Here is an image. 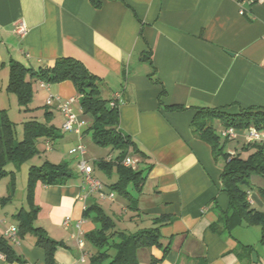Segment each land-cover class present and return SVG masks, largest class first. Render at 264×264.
Here are the masks:
<instances>
[{
  "label": "crops",
  "instance_id": "obj_1",
  "mask_svg": "<svg viewBox=\"0 0 264 264\" xmlns=\"http://www.w3.org/2000/svg\"><path fill=\"white\" fill-rule=\"evenodd\" d=\"M98 1L100 6L93 0H0V109L11 119L7 101L19 105L17 96L7 90L11 59L37 68L50 66L59 57H75L101 78L104 97L113 99L120 93V129L147 155L130 154L137 160L134 168H152L141 193L129 189L137 196L135 209L116 192L113 200L95 193L83 199L87 191L77 168L79 158L72 165L67 157L77 144H85L93 117L91 121L83 117L87 114L72 81L52 83L49 89L35 84L33 110L23 116L19 105L22 123L38 119L36 114L46 119L37 108L47 105L50 93L62 101L74 98L72 107L86 123L82 135L64 132L65 117L55 101L49 117L62 136L55 142H40L43 151L50 152L45 160L68 161L75 172L64 184L39 181L34 191V203L40 207L34 224L63 242L55 251L56 264H79L84 254L88 262L95 249L86 235L100 224L85 211L95 203L112 217L117 230L126 232L154 227L160 216L171 218L160 227L161 241L169 251L156 245L143 247L137 264H264L260 225H239L232 234L211 228L229 207L222 190L224 163L215 160L209 143L191 128L196 107H219L233 114L241 108L264 109V0ZM21 23L27 29L24 34L18 32ZM170 105L189 108L167 109ZM236 130L239 136L229 153L246 143L247 129ZM85 146L92 164L115 157L110 147H102L107 150L102 156L101 151L92 156ZM33 165L16 171L14 190L10 176L0 181L2 236L7 237L12 226L19 228L17 215L30 210L27 185ZM94 175L107 185L106 192L118 178L99 168ZM251 184L249 201L264 211V179L253 176ZM36 240L32 234L18 235L12 243L24 261L9 262L0 253V264H46V252Z\"/></svg>",
  "mask_w": 264,
  "mask_h": 264
},
{
  "label": "trees",
  "instance_id": "obj_2",
  "mask_svg": "<svg viewBox=\"0 0 264 264\" xmlns=\"http://www.w3.org/2000/svg\"><path fill=\"white\" fill-rule=\"evenodd\" d=\"M96 6L101 3L93 0ZM10 74L7 90L14 93L19 105L24 111H30L33 102L35 84L40 82L60 83L72 81L80 98L83 112L91 114L92 124L88 128L92 132L95 142L102 147H110L116 153L114 158H100L92 164L109 177L116 173V181L108 185L110 192L124 196L130 202L129 207H137V196L133 195L129 187L141 193L151 166L146 169H136L124 164L125 158L132 155L147 156L132 139L120 129L119 105H112L113 99L102 94V80L92 73L86 65L75 57H59L50 66L29 67L22 62L11 59L9 62ZM158 81L157 79H155ZM166 93L164 89L161 97ZM48 106V105H47ZM50 107V106H49ZM167 109L183 111L189 108L185 105H170ZM52 112L45 110L46 119L37 118L23 122V138H16V123H14L5 109H0V181L10 176V186L14 190L16 185V171L20 166L39 154V143L42 140L57 141L62 134L52 124ZM48 116V117H47ZM254 125L264 131V109L260 107L241 108L239 113L233 114L219 107H196V114L191 122L193 134L211 146L215 160L224 159L221 174L222 190L229 197V207L220 212L219 219L211 228L219 234H232L239 225H260L262 228L261 244L264 246V211L252 206L249 201V188L253 187L251 178L259 176L264 179V143H244L231 155L226 147L231 141L222 135L224 129H247ZM84 131L82 132V134ZM13 164L15 170L9 171L7 166ZM82 176L83 174L80 173ZM75 176L68 161L53 163L44 160L40 165H33L29 170L27 185V200L29 211H21L18 235L23 238L28 234L36 236L37 245L46 252V264H56L55 251L63 242L51 238L47 231L34 224L40 207L34 203L36 184L41 181L46 185L64 184ZM84 179V177H83ZM103 182V181H102ZM104 183V182H103ZM105 188L106 184L104 183ZM264 194V189H261ZM99 196V195H98ZM85 216L92 217L100 227L87 233V240L94 246L95 251L89 255L84 264H137L138 250L143 247L159 246L164 252L170 246H164L161 238V224L171 221L170 217L160 216L154 219V227L139 229L135 232H126L116 229V223L104 208L95 203L88 207ZM253 249L252 246L244 245ZM0 253L9 262H23V258L15 250L12 240L0 235Z\"/></svg>",
  "mask_w": 264,
  "mask_h": 264
},
{
  "label": "built area",
  "instance_id": "obj_3",
  "mask_svg": "<svg viewBox=\"0 0 264 264\" xmlns=\"http://www.w3.org/2000/svg\"><path fill=\"white\" fill-rule=\"evenodd\" d=\"M241 13H244V9L241 8ZM27 31L26 26L21 23L18 26V32L24 34ZM40 85L42 87H46L49 89L50 84L47 82H40ZM121 98L120 93L115 94L111 104L112 105H119V100ZM55 101H58V108L63 113L65 120L62 125V130L64 132H74L78 135H82L83 129L85 127V121L80 120L75 113L72 104L75 101L74 98H69L67 100H60V97L54 95L53 93H50L47 98V105L53 106ZM222 135L229 140H235L239 136V132L234 127H229L227 129H224L222 132ZM245 141L246 143L250 142H263L264 143V131L258 129L256 126L251 125L247 128V132L245 135ZM86 146L83 143L77 144L75 147H73L70 150V154L76 155L79 159L77 162V168L80 173L83 174L85 186H86V194L82 196L83 199H86L88 195L90 194H98L101 198H109L114 199L115 194L113 192H106L104 183L95 177L94 175V167L93 165L86 159ZM236 151H231V155H235ZM124 164L126 166H136L137 160L131 156L128 155L125 160ZM7 237H9L11 240H15L18 236V228L16 226H12L10 229L7 230ZM78 242L80 245L83 244L84 240L82 237L78 238ZM87 261L86 254H84L80 260L79 264H83Z\"/></svg>",
  "mask_w": 264,
  "mask_h": 264
},
{
  "label": "rangeland",
  "instance_id": "obj_4",
  "mask_svg": "<svg viewBox=\"0 0 264 264\" xmlns=\"http://www.w3.org/2000/svg\"><path fill=\"white\" fill-rule=\"evenodd\" d=\"M41 104H43V103H41ZM7 108L9 109V113L11 114V120L14 122V123H16V138H17V140L18 141H20V140H22V138H23V123H22V120H24V119H20L21 117H19V109H21V107L17 104V102H14V103H12V105H11V102H8L7 101ZM41 107H38L37 109H39L40 111L39 112H41V113H44L45 112V110L46 109H49L50 107L49 106H47L46 104L44 105H40ZM22 115L24 116V108H22ZM37 116H38V120H40V121H42L43 119V117H42V115L41 114H36ZM83 117L86 119V120H88V121H91V119H92V116L90 115V114H87V115H83ZM26 120H29V119H25V121ZM91 132L89 133V135L87 136V138H86V141H85V144H87V148H88V151H89V153L92 155V156H94L93 154H95V152H97V151H101L100 152V154H101V156L107 151V150H105V149H103L102 147H99V146H96L93 142H92V139H91ZM233 142V140H231L230 142H229V144L227 145V147H226V150H228V147L229 146H232L233 144H235V143H232ZM84 144V145H85ZM43 144L42 143H40L39 144V149H40V153L39 154H37L36 156H34L32 159H30L29 161H27V162H25V163H23L20 167H24L25 165L27 166V165H29V164H35V165H38V164H40V162H42L41 160H45V159H47V156H48V153H50L49 151L47 152V151H43V149H42V146ZM242 145H240V147H241ZM112 154H114V155H116V153H112ZM113 155V156H114ZM76 155H72L71 154V156H68L67 157V159L72 163V165L75 163V160L74 159H76ZM221 162L222 163H224V159L223 158H221ZM14 168V165L11 163V164H9L8 166H7V169L8 170H11V169H13ZM20 170H21V168H20ZM25 171V170H24ZM24 173V172H23ZM19 175H20V173H19ZM22 175V174H21ZM103 176L106 178V176L103 174ZM133 193H135V191H134V189L132 188V187H130L129 188Z\"/></svg>",
  "mask_w": 264,
  "mask_h": 264
}]
</instances>
